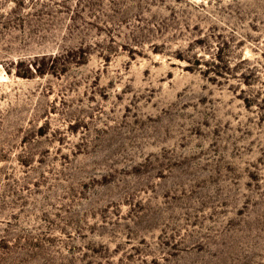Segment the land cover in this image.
<instances>
[{
	"label": "rangeland",
	"instance_id": "1",
	"mask_svg": "<svg viewBox=\"0 0 264 264\" xmlns=\"http://www.w3.org/2000/svg\"><path fill=\"white\" fill-rule=\"evenodd\" d=\"M0 264H264V0H0Z\"/></svg>",
	"mask_w": 264,
	"mask_h": 264
}]
</instances>
